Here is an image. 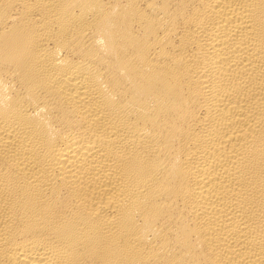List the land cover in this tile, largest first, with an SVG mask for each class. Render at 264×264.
Instances as JSON below:
<instances>
[{"label":"bare ground","instance_id":"obj_1","mask_svg":"<svg viewBox=\"0 0 264 264\" xmlns=\"http://www.w3.org/2000/svg\"><path fill=\"white\" fill-rule=\"evenodd\" d=\"M0 264H264V0H0Z\"/></svg>","mask_w":264,"mask_h":264}]
</instances>
